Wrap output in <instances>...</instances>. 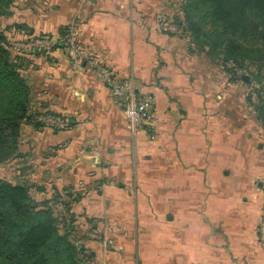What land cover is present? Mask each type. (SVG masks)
Returning a JSON list of instances; mask_svg holds the SVG:
<instances>
[{
    "label": "crops",
    "instance_id": "crops-1",
    "mask_svg": "<svg viewBox=\"0 0 264 264\" xmlns=\"http://www.w3.org/2000/svg\"><path fill=\"white\" fill-rule=\"evenodd\" d=\"M182 3L14 0L3 16V29L52 38L74 25L97 62L156 103L149 137L131 129L93 67L59 48L19 55L29 114L68 127L22 125L16 183L42 189L37 200L70 203L83 264H264V126L247 84L160 31L162 17L181 18Z\"/></svg>",
    "mask_w": 264,
    "mask_h": 264
},
{
    "label": "trees",
    "instance_id": "trees-1",
    "mask_svg": "<svg viewBox=\"0 0 264 264\" xmlns=\"http://www.w3.org/2000/svg\"><path fill=\"white\" fill-rule=\"evenodd\" d=\"M13 1L0 0V17L9 16ZM181 7L183 15L174 21L189 39L181 37L189 51L204 54L231 82L247 84L248 106L264 126V0H183ZM11 30L32 34L18 25L0 29V164L18 157L22 125H38L37 114H29L30 87L21 73L26 61L8 47ZM236 69H248L247 81ZM39 193L38 187L0 179V264H82L81 251L69 239L70 221L51 208L58 204L68 212L70 203L58 194L52 203L37 200Z\"/></svg>",
    "mask_w": 264,
    "mask_h": 264
},
{
    "label": "built area",
    "instance_id": "built-area-1",
    "mask_svg": "<svg viewBox=\"0 0 264 264\" xmlns=\"http://www.w3.org/2000/svg\"><path fill=\"white\" fill-rule=\"evenodd\" d=\"M173 19L162 18L158 23L161 32L173 36L184 37L179 26L175 24V15ZM15 36L8 41L10 51L17 55L28 53H41L49 55L56 47L64 50L70 59L76 64L89 65L93 67L106 85L111 100L125 115L131 129H142L149 134V137L157 132L159 119L157 117L156 103L154 97L147 93H142L136 89L130 79L118 77L114 71L106 65H102L92 56V54L83 47L78 41V33L74 25L69 26L66 32L58 38H52L48 35L31 34L24 31L11 30ZM189 42L188 38H185ZM229 67H233L230 65ZM243 69H236L237 76L244 77L246 74ZM252 103H257V98L253 95ZM34 121L44 128L53 130H64L68 123L60 116L44 114L34 117ZM54 215L61 216L67 220L65 211L58 210L56 205L51 204ZM258 234L261 242L264 243V206L262 216L259 222Z\"/></svg>",
    "mask_w": 264,
    "mask_h": 264
},
{
    "label": "rangeland",
    "instance_id": "rangeland-1",
    "mask_svg": "<svg viewBox=\"0 0 264 264\" xmlns=\"http://www.w3.org/2000/svg\"><path fill=\"white\" fill-rule=\"evenodd\" d=\"M170 2V0H169ZM174 14L172 13L171 15L169 16H166L165 18L166 19H173V16ZM164 18V17H162ZM181 19V18H180ZM0 29H3V17H0ZM244 70V69H243ZM246 71V72H245ZM244 73L245 74H248V69L246 70L245 69ZM23 75V74H22ZM261 76L264 78V72H262ZM24 77V75H23ZM24 79L26 80V77H24ZM27 81V80H26ZM254 88L256 87H259L257 84H254L253 86ZM17 159V157H16ZM16 161H15V158L8 161L7 163H4V164H0V179H4V180H7V181H10L11 183H16L17 181L16 180H19L20 182V178L17 179L19 177L18 175V170L16 168ZM19 165V164H18ZM57 221H61V217H57ZM60 226H58L60 229V233L63 234L64 230L62 229L63 225H62V222L59 224ZM69 239L72 241V242H75L77 241V239L75 238V235H72L71 233V236L69 237ZM83 264V263H82Z\"/></svg>",
    "mask_w": 264,
    "mask_h": 264
},
{
    "label": "water",
    "instance_id": "water-1",
    "mask_svg": "<svg viewBox=\"0 0 264 264\" xmlns=\"http://www.w3.org/2000/svg\"><path fill=\"white\" fill-rule=\"evenodd\" d=\"M243 79H244L245 81H247V77H243Z\"/></svg>",
    "mask_w": 264,
    "mask_h": 264
}]
</instances>
